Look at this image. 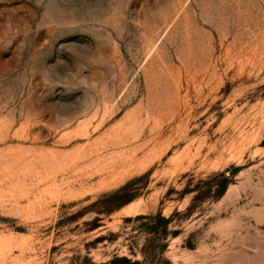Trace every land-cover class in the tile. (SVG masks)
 <instances>
[{
    "label": "rangeland",
    "instance_id": "rangeland-1",
    "mask_svg": "<svg viewBox=\"0 0 264 264\" xmlns=\"http://www.w3.org/2000/svg\"><path fill=\"white\" fill-rule=\"evenodd\" d=\"M115 256L264 264V0H0V264Z\"/></svg>",
    "mask_w": 264,
    "mask_h": 264
},
{
    "label": "trees",
    "instance_id": "trees-1",
    "mask_svg": "<svg viewBox=\"0 0 264 264\" xmlns=\"http://www.w3.org/2000/svg\"><path fill=\"white\" fill-rule=\"evenodd\" d=\"M240 171L239 167H233L229 169V172L232 173V175L237 174ZM230 177H225L223 179V186H222V193H224L229 184H230ZM137 217H141V216H137ZM162 216L160 214H157L156 216H154L153 218L155 220L160 219ZM167 219L165 220V223H167ZM146 228L147 229H155L156 228V224L155 223H148L146 224ZM109 264H140V262L138 261H132L131 258L127 257V256H115L112 260L109 261Z\"/></svg>",
    "mask_w": 264,
    "mask_h": 264
}]
</instances>
